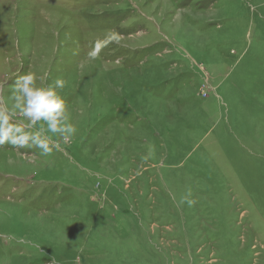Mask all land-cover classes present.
Listing matches in <instances>:
<instances>
[{
  "label": "rangeland",
  "instance_id": "374dc122",
  "mask_svg": "<svg viewBox=\"0 0 264 264\" xmlns=\"http://www.w3.org/2000/svg\"><path fill=\"white\" fill-rule=\"evenodd\" d=\"M28 72L77 132L0 146V264H264V0H0Z\"/></svg>",
  "mask_w": 264,
  "mask_h": 264
},
{
  "label": "clouds",
  "instance_id": "9594fccd",
  "mask_svg": "<svg viewBox=\"0 0 264 264\" xmlns=\"http://www.w3.org/2000/svg\"><path fill=\"white\" fill-rule=\"evenodd\" d=\"M115 39L118 41L119 37ZM99 47L97 44L96 51L91 52L90 57L95 58ZM64 86L65 81L62 78L55 79L50 85L39 87L35 73L28 72L19 76L12 86L11 107L0 103V146L10 144L18 149L35 147L40 150L41 155L47 156L57 147L53 136L58 135L67 140L75 135L77 129L70 122L65 100L58 92ZM17 116L24 120L16 119ZM182 203L191 207L196 200L184 197Z\"/></svg>",
  "mask_w": 264,
  "mask_h": 264
}]
</instances>
